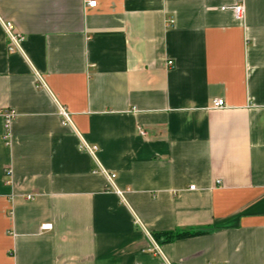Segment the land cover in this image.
I'll return each instance as SVG.
<instances>
[{
	"label": "crops",
	"instance_id": "crops-1",
	"mask_svg": "<svg viewBox=\"0 0 264 264\" xmlns=\"http://www.w3.org/2000/svg\"><path fill=\"white\" fill-rule=\"evenodd\" d=\"M0 17L24 37L9 54L0 25L17 113L0 264H264V0H0Z\"/></svg>",
	"mask_w": 264,
	"mask_h": 264
},
{
	"label": "built area",
	"instance_id": "built-area-1",
	"mask_svg": "<svg viewBox=\"0 0 264 264\" xmlns=\"http://www.w3.org/2000/svg\"><path fill=\"white\" fill-rule=\"evenodd\" d=\"M89 6L90 7H96L97 6V2L96 1H90L89 2ZM223 10H231L232 13H234L235 17L239 20H243L245 17V13H246V9H245V5L243 4H237L231 7H225ZM0 25L3 27L7 38H8V43H7V52L9 54H24L23 51V47L22 44L24 42V37L23 35H21V33L18 31V29L11 23V22H6L3 21V19L0 17ZM169 65H172V62H169ZM41 82L42 85L44 83L43 79L41 78ZM225 101L223 99H216L214 101V108L215 109H223L225 108ZM1 116L4 119V126H5V138H9L10 137V131H11V125L14 121V119L17 117V113L14 110H6L0 113ZM59 115L62 117L63 119V123L65 125L71 126L72 120L70 117V114L62 107H60L59 109ZM139 133L141 136H146L147 133L144 130L139 129ZM81 150H84L86 152H88L89 154H91L92 156H95L96 152L98 151V147L96 146H91L89 144H87L86 142H82L81 144ZM108 178V181L110 182L109 184H111V186H114V179L116 178L115 174H108L106 171H103ZM7 177L10 178L11 174H9V171H7ZM192 190H195V186L191 187ZM120 195L121 192L117 191ZM32 196H29L28 199H32ZM52 225L51 224H44L41 226V230L42 231H50L52 230ZM148 236L150 239L151 235L148 233ZM152 242L154 244V247L149 248V252L153 253V254H157L160 255L164 258L161 249L159 248V246L154 242V240L152 239ZM163 264H171L167 259L164 258L163 260Z\"/></svg>",
	"mask_w": 264,
	"mask_h": 264
},
{
	"label": "trees",
	"instance_id": "trees-1",
	"mask_svg": "<svg viewBox=\"0 0 264 264\" xmlns=\"http://www.w3.org/2000/svg\"><path fill=\"white\" fill-rule=\"evenodd\" d=\"M202 233L203 232H196V233H193V234L192 233H187V234L186 233H179V234L169 233V234L163 235L162 238H159L160 236H158V235L155 238L163 240L162 242H172V241L177 240L178 238H181V237H183L185 235H187V236H191L192 235L193 236V235H199V234H202Z\"/></svg>",
	"mask_w": 264,
	"mask_h": 264
}]
</instances>
